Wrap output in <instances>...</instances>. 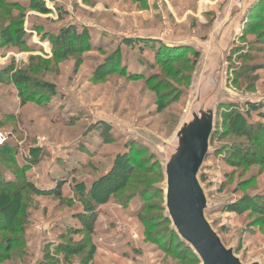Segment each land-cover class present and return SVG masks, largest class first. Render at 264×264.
I'll use <instances>...</instances> for the list:
<instances>
[{"label":"rangeland","instance_id":"1","mask_svg":"<svg viewBox=\"0 0 264 264\" xmlns=\"http://www.w3.org/2000/svg\"><path fill=\"white\" fill-rule=\"evenodd\" d=\"M244 1L248 0L4 1L0 101L16 119L0 114V147L10 140L19 148L14 154L2 148L7 156L0 160V173L25 187L18 199L24 205L18 228L0 229V264H194L187 260L193 259L192 253L172 237L171 221H164V192L150 188L164 182L155 161L162 158L160 148L151 142L156 155L136 149L122 157L131 149L127 134L112 127L104 135L107 122L99 118L136 123L168 141L187 111L192 75L208 69L215 49L230 44L233 24L214 30V21L225 8L238 18L236 3ZM257 1L223 76L227 84L223 80L222 85L230 92L223 91L220 99L241 105L251 136L237 134L220 117L218 103V132L202 170L213 203L208 216L228 245L239 246L237 254L245 263L264 261V132L254 131L250 123L264 119L247 115L244 107L249 101H264V17L258 16L264 15V0ZM42 4L50 13L35 8ZM69 26L78 30L71 34L72 46L56 55L55 39ZM20 33L27 34L25 42L18 40ZM156 37L197 39L206 57L185 46L180 60L167 63L170 45ZM112 52L119 58L104 62ZM115 67L120 69L112 71ZM21 70L32 78L25 86L32 91L28 98L15 83L14 74ZM247 147L257 151L255 159L233 154ZM112 171L116 175L99 193L100 180ZM121 175L122 180L131 178L117 188ZM58 180L65 182L60 199L32 192V186L56 188ZM12 193L15 190L1 194L0 211L13 210V202L7 201ZM234 202L240 204L238 211L227 208Z\"/></svg>","mask_w":264,"mask_h":264},{"label":"water","instance_id":"2","mask_svg":"<svg viewBox=\"0 0 264 264\" xmlns=\"http://www.w3.org/2000/svg\"><path fill=\"white\" fill-rule=\"evenodd\" d=\"M256 1H244L242 5L240 2L236 3L238 18L232 16L230 12L225 13L226 8L223 15L218 14L219 21L217 23L214 21V30H222L224 26L233 24L230 44H227L226 48L220 46L215 49L216 54L209 59L208 69L200 75H192L194 84L187 111L177 131L168 141L149 129L137 126L136 123L129 124L112 117L99 118L126 133L129 140L142 143L152 153L154 151L149 144L152 142L158 145L162 156L158 161L162 166L164 182L157 184L156 187L164 192L165 216L171 221L170 228L194 252L200 264H263L264 262L262 258H257L245 263L242 255L237 254L239 246L234 242L230 245L225 242L221 230L215 228V222L208 216L213 203L209 200L206 186L202 182L204 174L202 170L211 152V141L217 130L218 106L229 103V101H220L223 91L230 92L226 87V80L223 79L230 67L228 59L230 60L232 56L235 43ZM164 40L190 47L197 54L204 55V47L197 39L165 38ZM223 80L226 82L225 86L222 85ZM227 205L228 203H225L224 207Z\"/></svg>","mask_w":264,"mask_h":264},{"label":"trees","instance_id":"3","mask_svg":"<svg viewBox=\"0 0 264 264\" xmlns=\"http://www.w3.org/2000/svg\"><path fill=\"white\" fill-rule=\"evenodd\" d=\"M4 1L5 0H0V9L4 7L3 6ZM258 2L259 1H257L254 4V6L252 7V9L250 10V12H249V14L247 16V19H246V21L244 23L243 31L245 29L246 24L251 22L250 17L252 15V13L254 12L255 7L258 6ZM5 7L10 9V7L13 8L14 6H12V5H7L6 6V4H5ZM35 8H37L40 12H42L44 14L50 13V9L48 7H46L44 4L38 5ZM258 16H260V17L263 16L264 17V15H258ZM10 20H12V16L11 15H10ZM8 30L9 29H6V31H8ZM76 31H78V30L74 26L65 27V28H63L61 30L60 35L55 39V52H56V55H61V54H63L61 52H65V51H67L68 49L71 48V46H72V42H71L72 35L71 34H72V32H74V35H75ZM79 34L80 33H77V35H79ZM3 35H4L5 38H7V37L10 38V35H8V34H3ZM26 36H27V34L20 33V35L18 37V40L25 42L24 38H26ZM89 39H92V37H89ZM4 45H5V40H4V38L1 37L0 38V46H4ZM29 45H30V47H34L35 46V44H33V43H30ZM65 47H68V49L67 50H63V48H65ZM144 47L147 49V48H149V45H144ZM184 48H186V47L183 46V45H173V46L170 45V46H168L167 47L168 53L166 55L167 61H168L167 63H173V62H176V61L180 60L181 56L179 54V51L184 49ZM118 49H119V53H120L122 48L119 47ZM235 49H236V47H235ZM235 49L232 52V56H231L230 60L233 57ZM114 54H115V52H112V53L108 54L107 58L104 59V62H106V61L113 62L112 60L116 61L117 58H119V55H118V53H117L118 56H115ZM196 56H197V54H196ZM141 63L142 62H139V64H141ZM230 63H231V61H230ZM104 65H105V63H104ZM116 69H120V68L115 67L114 69H112V71H116ZM231 70H232V64H231ZM28 73H29V71H27V70H21L20 72L14 74L15 83H17L18 85L22 86L23 89L21 90V92H22V95H26L27 96L26 98L32 96L31 95L32 91L29 90L28 88L26 89V87H25V86L31 84V82H32V78H31V76ZM136 76H139V75H136ZM229 78L232 81V78L231 77H229ZM257 78H258V75H256V77L252 78V80H255ZM37 93H38V91H37ZM244 107H246V112L249 113L247 115L251 116L252 114H255L259 118H263L264 119V101L263 102H256V103L255 102H247V104ZM239 108H241V105H238L236 103L223 104V105H221V109L219 111V115H220V117H224L225 120L229 121V124H230V126H232V128L235 127V131L237 132V134H241V135L244 134V135H246V136H248L250 138L251 135L249 134V132L246 131V128H245L246 127V124H245L246 119L243 117V115L241 113V110ZM10 111L11 110L8 109V107L5 104V102L0 101V114L1 115L5 114L11 120L15 121V119H16L15 118V114L13 112H10ZM250 123H251V126H253L254 131H257L258 133L264 132V123L257 122V121H255V122L250 121ZM103 126H104V129L102 130L103 134L107 136L109 134V132L111 131V128L113 126H111L108 123H105ZM218 126H219V122H218ZM218 126H217V131L216 132H218ZM15 131L19 133L18 128L17 129L15 128ZM11 142H13V141L7 140V143H5L4 145H2L0 147L1 148L0 149V160L1 161L4 158L3 156H7L5 154V151H7L10 154H14L15 152L18 153V148H19L18 145H16V143L13 142V144L11 146H9L8 144H10ZM128 146L131 149H129L128 152L126 151L127 153H124L123 155H121L122 157H125V158L126 157H130L132 155V150H136V149L137 150L138 149L139 150H142V149L149 150L142 143H139L136 140H132V139L129 140ZM249 147H247L246 149H243V150H239L238 149V151H234L233 154H235V156L236 155L242 156V154H244L245 157H249L250 160H253V159L256 158L255 155H256L257 151H255L254 149H248ZM2 148L5 151L2 150ZM152 156L155 157L154 155H152ZM132 158H134V157H132ZM250 160H247V161H250ZM155 161L160 164V162L157 161L156 159H155ZM253 163H255V161H253ZM160 168L161 169L159 171L161 172V176L163 178L161 164H160ZM115 175L116 174L112 171L110 174L107 175V177H104V179L102 178L100 180V185L101 186H100V189H99V193L102 190V186L104 185V182L107 181V180L110 181L111 177H113ZM121 178H123L122 175L120 176V179L117 178V181H116L117 182V188L119 187V185L124 183L125 180L130 181L131 177L124 178V180H122ZM56 183H57V187L56 188H46L45 187V189L44 188L42 189V188H37V187H33L32 186V192L34 194L42 195V196H45L47 198H54L55 197L57 199H60L62 197V193H61V189L63 188V186H62L63 184L62 183H65V182H62V181L58 180ZM156 185L157 184H153V185L150 186V188H155L157 190L158 188L156 187ZM23 187H25V184L24 183L22 184L19 181V179H13V180H12V178L6 179L5 177H3V173L2 172L0 173V196H1V194L3 192H9L11 190H15V192H16V193H12V197L11 196L7 197V201L8 202L9 201L13 202V205H14L13 206V210H15V211L10 210V209H8L6 211L5 210L4 211H0V229H3L5 227H7V228L11 229L10 230L11 232H14L18 228V224H19L18 223V217H19V214L24 212V207H23L24 205H22V203L18 201V199L22 198L23 193L21 191L24 190ZM147 188H149V187H147ZM158 190L160 191V189H158ZM227 208L230 211H238L240 209V204H239V202L238 203H235V202L234 203H230L229 206H227ZM91 210L92 209H90V210H88V211H86L84 213L87 214L88 212H91ZM14 212H15V215H13ZM8 214H9V216H8ZM11 220H12V223H11ZM88 221L92 222L93 219L90 218V220H88ZM164 221L167 222L170 225V220L168 218H166V216H164ZM3 223H5V224H3ZM169 228H170V226H169ZM170 232L172 234V237L176 236L179 239V241L182 243L184 251L189 250L190 253H192L191 257H193V259H187V260H189V261L192 260V262H194V264H198L199 263V259L194 254V252L189 247L186 246V244L181 240L179 235L175 231H173L171 228H170ZM7 241H12V237L8 238Z\"/></svg>","mask_w":264,"mask_h":264},{"label":"crops","instance_id":"4","mask_svg":"<svg viewBox=\"0 0 264 264\" xmlns=\"http://www.w3.org/2000/svg\"><path fill=\"white\" fill-rule=\"evenodd\" d=\"M156 39H157V40H160V41H163V42H165V43L168 44V45H172V46H173V45H178V44H174V43H171V42H167L166 40H164L163 37H160V38H159V37H156Z\"/></svg>","mask_w":264,"mask_h":264},{"label":"built area","instance_id":"5","mask_svg":"<svg viewBox=\"0 0 264 264\" xmlns=\"http://www.w3.org/2000/svg\"><path fill=\"white\" fill-rule=\"evenodd\" d=\"M3 141H4V139L0 137V143H2Z\"/></svg>","mask_w":264,"mask_h":264}]
</instances>
